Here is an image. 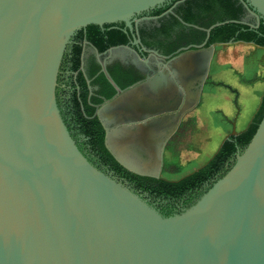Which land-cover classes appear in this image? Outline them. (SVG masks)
<instances>
[{
    "label": "water",
    "instance_id": "water-1",
    "mask_svg": "<svg viewBox=\"0 0 264 264\" xmlns=\"http://www.w3.org/2000/svg\"><path fill=\"white\" fill-rule=\"evenodd\" d=\"M170 1L0 0V264H264V116L229 171L171 216L148 193L93 164L61 116L58 77L76 33L123 22L137 47L138 24L160 17L145 14ZM239 1L246 9L239 22L258 28L264 0ZM220 24L207 30L204 44ZM235 42L177 56H187L179 64L190 76L192 67L204 69L198 81L191 80L198 94L215 47ZM119 48L124 60L131 54L141 60L131 45L103 53L94 47L102 71L107 73V61L101 56ZM177 57L151 69L146 82L155 93L174 82L170 62ZM116 88L98 110L106 145L109 129L100 109L135 86ZM112 154L129 171L159 178Z\"/></svg>",
    "mask_w": 264,
    "mask_h": 264
},
{
    "label": "trees",
    "instance_id": "trees-1",
    "mask_svg": "<svg viewBox=\"0 0 264 264\" xmlns=\"http://www.w3.org/2000/svg\"><path fill=\"white\" fill-rule=\"evenodd\" d=\"M171 8L170 12L164 14ZM151 14L164 15L149 30L140 29L141 42L165 55L183 46L203 43L207 38V30L218 22L222 24L211 29L206 45L234 40L264 48V17L258 28L240 23L246 9L239 0H171L165 6L151 11ZM85 41L90 44L85 45L83 66ZM130 41L131 33L123 22L104 26L93 24L79 30L68 46L60 68L57 103L79 149L93 164L99 168L107 166L136 190L148 193L160 212L171 216L193 205L233 166L237 153L251 141L264 116V95L249 126L224 140L217 153L196 171L176 181L131 172L116 160L107 147L106 131L98 110L105 99H112L116 95V86L126 89L141 75L131 63L124 61L123 49L119 48L114 49L111 56L108 53L101 56L102 60L107 61L106 68L111 81L107 73L102 71L94 50L95 47L99 53H103L111 47L128 45ZM116 56L122 62L118 59L114 61Z\"/></svg>",
    "mask_w": 264,
    "mask_h": 264
},
{
    "label": "crops",
    "instance_id": "crops-1",
    "mask_svg": "<svg viewBox=\"0 0 264 264\" xmlns=\"http://www.w3.org/2000/svg\"><path fill=\"white\" fill-rule=\"evenodd\" d=\"M217 47L221 50L216 51ZM184 57L170 62L175 69L174 82L166 87L172 89L169 92L162 91L166 88L150 92L143 85L100 109L109 129L107 145L111 151L135 168L171 181L205 165L234 131L236 135L244 131L264 95L263 47L242 41L217 45L208 82L196 94L195 102L183 100V86L195 87L191 80L198 81L202 68L194 66V74L188 75L179 64ZM216 137L220 140L213 155L199 165L198 157L209 150L211 138Z\"/></svg>",
    "mask_w": 264,
    "mask_h": 264
},
{
    "label": "flooded vegetation",
    "instance_id": "flooded-vegetation-1",
    "mask_svg": "<svg viewBox=\"0 0 264 264\" xmlns=\"http://www.w3.org/2000/svg\"><path fill=\"white\" fill-rule=\"evenodd\" d=\"M167 13H168V11H166L164 14H167ZM164 14H162L160 17H162ZM145 15L154 16V15L151 14V12L150 13H147ZM159 18L157 20H149V21H142V22H140L138 24V26L135 28V34H137L140 37V29L143 28V29L149 30V28L151 26H153V24H157L158 23ZM133 40H134V37H133V35L131 33V41H130V43L128 45L133 46L136 49V51H139V53H140L139 56L141 57V60L137 58V55L135 57L134 54H131V55L127 56L128 58H126L124 61L126 63H128V64L131 63V65L134 66L139 71V73H140L141 76H140V79H138L135 83L129 85L126 89H128V88H130L132 86L133 87L134 86L135 87H142L143 85H146L148 87V89L150 90V92L153 91V88H152L151 84H149V83L146 82L147 81V77H152L153 76L154 73H153V70H151V69H154V70L157 71L158 68H159L158 65H159L160 62L167 63L171 59H173L174 57H177L179 54L185 52L186 50H197V49H200V48L209 47L211 45V44L210 45H206V43L204 44L205 41L203 43H201V44H198V45L197 44H190V45H187V46L180 47L176 51H174V52H172V53H170L168 55H165V54L161 53L160 51H158L156 49L148 48L142 42H140L139 46L135 47L133 45ZM143 47H147L148 50L147 51H144L143 50ZM149 50H156V51L159 52V55L158 56H154L155 54L154 53L151 54L152 52H150ZM88 53H89V55L91 54L90 50H88ZM114 58H115L114 61L117 60V59L120 60L118 58V56H116ZM146 58H149L150 59L149 64H146L144 62V60ZM203 70H202V72H203ZM200 74L201 73L197 74V76H199V78H200ZM183 79H184V77H183ZM206 82H208L207 79H205V83ZM178 86H179V84H178ZM123 90H125V89H123ZM170 90H172V89L171 88H166V89H163L162 91H164V93H165V92H169ZM196 94H197V88L196 87H193V86H183V100L185 99V100H188L190 102H192V101L195 102V96H196ZM146 102H149V101H146ZM102 169H104L106 171L114 172L113 170H111L107 166H102ZM117 176H119V175H117ZM180 208L181 207H179V209ZM179 209L177 208V210H179Z\"/></svg>",
    "mask_w": 264,
    "mask_h": 264
},
{
    "label": "rangeland",
    "instance_id": "rangeland-1",
    "mask_svg": "<svg viewBox=\"0 0 264 264\" xmlns=\"http://www.w3.org/2000/svg\"><path fill=\"white\" fill-rule=\"evenodd\" d=\"M221 49L219 48V47H217V49H216V51H220ZM214 116H217L218 117V114H217V112H215L214 113ZM220 140V138L219 137H216L215 139H212L211 138V142L209 143V146H210V148H209V150L208 149H206L205 151H203L202 152V155H200V157H198V164L200 163V160H201V164H199V165H202V164H204L206 161H207V159L208 158H210L213 154H212V152L214 151V149L216 148L215 146L217 145V143H218V141ZM212 145V146H211ZM212 154V155H211ZM208 157V158H207ZM203 161H204V163H203ZM188 168V166H185L184 167V169L186 170Z\"/></svg>",
    "mask_w": 264,
    "mask_h": 264
}]
</instances>
